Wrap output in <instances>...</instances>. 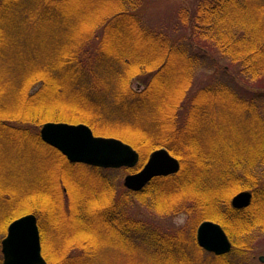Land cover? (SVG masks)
<instances>
[{
	"label": "trees",
	"instance_id": "16d2710c",
	"mask_svg": "<svg viewBox=\"0 0 264 264\" xmlns=\"http://www.w3.org/2000/svg\"><path fill=\"white\" fill-rule=\"evenodd\" d=\"M42 1H37L31 13L26 15V24L35 20L39 29L49 34H56L63 28L62 32L66 33L67 37L65 42L54 36L53 46H48L51 48L45 52L46 44H39L41 40L37 37H28L24 42L15 40L14 37H0V223L3 224L4 230L14 219L13 216L18 214H10L11 211L16 209V206L21 207L28 200L25 199L27 194L25 195L24 189L12 186L15 184H12L10 179L15 173L18 174L16 169L24 170L31 163L32 149L40 153L36 163L45 161L46 155L54 151L23 128L38 126L44 122L43 118L31 117L33 110L29 106L34 100L31 101L30 98L38 92L46 94V98L53 95L59 98L62 92L68 95L71 93L67 96H73L69 101L76 96L75 99L79 101L78 97L81 98L85 106V103L91 102L90 95L95 98L96 95L101 96L100 93L110 92L115 100L114 110L118 116L133 120L136 123L135 129L144 139L145 136L149 138L141 145L144 149L163 147L180 162H184L178 174L151 180L141 193L155 199L153 208L159 212L174 210L184 204L185 200H192L195 196L193 190L200 187L198 183L202 182L203 178L206 179L210 166L205 151L200 150L204 146L200 134L207 128L206 121L214 116V112H208L209 108L220 109L219 106L224 100L236 101L246 111L249 110L248 107L254 109L255 106L253 98H243L244 91L238 87L235 90L227 83H220L214 88L210 83L198 89L187 100L185 118L179 122L177 112L192 86V61L197 63L198 58L206 57L215 69L211 58L213 55L207 54V48L215 51L218 55L228 58L230 64L239 69L243 78L258 82V93L255 94L262 97L259 89L264 88V0H198L193 13L187 14L180 10L178 20L183 30H180L181 33L177 37H170L161 30L147 28L140 22L134 10L138 8L141 0H105L98 3L97 10L90 14L81 12L80 5L77 9V3L81 4L82 0ZM94 4L97 5V2L94 1ZM6 6L8 18L18 17L16 8L10 4ZM99 31L101 39L98 44H90L92 37ZM62 32L60 34L65 35ZM195 43L199 44L198 48H195ZM38 62L43 65L37 66ZM37 72L39 74H36ZM143 75H149V81L143 90L133 92L130 81ZM83 81L93 83L84 88ZM78 83H82V86L78 87ZM97 83H104L106 89L101 90L102 85L97 87ZM162 88H167L168 92ZM219 94L225 95L224 99H221ZM218 111L219 114L220 110ZM146 112H150V126L146 124L147 119L143 118ZM249 117L258 130L259 157L263 164L264 115L254 109ZM60 120L71 122L69 119ZM14 124L20 127H15ZM40 151H44V155ZM57 155L60 156L58 153ZM60 158L59 163L70 165L62 156ZM238 164L234 163L235 166ZM140 168L138 165L135 171ZM219 177L221 182H214L212 186L217 190L206 191L209 185L204 188V192H212L208 197L211 200L198 211L200 216L197 221L209 219L219 223L228 238L242 237L256 228L264 230V187L253 191L251 203L247 208L234 209L229 203V195L231 191L243 188L236 186L238 180L231 179L234 184L228 185L226 176L221 174ZM214 199L220 200L213 203ZM222 199L225 201L221 208L219 204ZM199 208L200 205L196 202V210ZM57 210L55 219H60L55 221L56 224L64 219L58 205ZM220 211H223L222 214ZM32 212L41 216L36 210ZM219 213L222 217L216 216ZM106 215L102 214V218L97 220L102 229H106V218L108 223L110 221L109 225L112 224ZM111 218L116 221L115 217ZM68 219L70 221V218ZM111 226L116 230V223ZM169 244L171 250L178 252L179 260H183L182 249L179 247V250H174L176 244ZM75 245L80 249L77 243ZM152 249V253L157 256L150 258L152 261L178 260L176 254L170 255L168 248L161 249L157 246L156 250ZM196 250L200 252L198 247ZM88 256L91 264L94 255H85L86 258ZM196 258L198 260V256ZM207 264L230 262L227 255H210Z\"/></svg>",
	"mask_w": 264,
	"mask_h": 264
},
{
	"label": "rangeland",
	"instance_id": "374dc122",
	"mask_svg": "<svg viewBox=\"0 0 264 264\" xmlns=\"http://www.w3.org/2000/svg\"><path fill=\"white\" fill-rule=\"evenodd\" d=\"M37 1L43 2L42 0H0V37H14L20 42L27 41L28 37H37L41 40L39 44L42 46L46 44V52L47 49L51 48L48 46H53L54 36L62 42H65L67 37L66 33L62 32L64 31L63 28L56 34H49L40 30L38 22L35 20L26 24L27 19L25 17L31 13V9H34ZM94 1L97 2V5L94 4ZM103 2L105 0H82L81 4L80 2L77 3L76 7L78 9L80 5L81 12L85 11L90 14L97 10L98 3ZM197 3L198 0H141L134 12L145 27L161 30L170 37H177L183 30L178 20L180 10L191 14L195 11ZM6 4H10L18 10V17H7ZM85 4L87 5L85 6ZM61 32L65 35H61ZM100 35L101 31L95 35L96 37H92L90 44H98L101 39ZM49 37L53 38L50 39ZM194 46L198 48L199 44L195 43ZM207 50V54L213 55L211 58H213L215 69L202 55L199 56L203 59L198 58L197 63L192 61L194 63L192 64L194 65L192 67V86L186 93L185 101L177 112L179 122L185 118L187 100L198 89L210 83L214 88L216 84L220 83H227L235 90L238 87L244 91V94L242 93L243 98L247 100L253 98L252 101L256 108L254 105L252 106L257 112L264 115V88L259 89L260 93L263 94L262 97L256 95L255 93H258L257 87L260 85L258 82L243 78L239 69L230 64L228 58L218 55L213 50L210 51L209 48ZM45 61L47 62V60ZM41 63L38 62L37 66L41 67L43 65ZM187 63L189 62L187 61ZM140 77L130 81V88L135 93L143 90L144 85L150 79L149 75ZM92 83L83 81L84 88L91 86ZM183 83L182 81L181 84L183 85ZM77 85L78 87L82 86V83ZM34 87L36 90V85ZM97 87L103 91L106 89L104 83H97ZM165 91L168 92L167 88ZM40 93L32 95L30 99L34 101L30 103L29 107L33 110L31 117L43 118L44 122L33 127L23 126L39 139V131L44 123L84 124L91 129L95 136L119 139L130 145L139 155V161L132 169L124 167L104 169L71 164L60 152L48 145L54 151L46 155L45 161L36 163L40 153L34 152L32 149L31 163L24 170L17 168L16 172L19 175L15 173L10 179L12 184H15L12 186H19L26 191L25 199L28 200L21 207L16 206V209L12 210L10 214L18 213L12 215L14 219H17L25 214H33V210L40 212V217L33 215L36 216L39 224L41 254L47 264L48 262L50 264H74V262L75 264H90L89 257L91 254L88 258L85 257L89 253L94 255L91 264H207L212 254L203 250L197 252V246L195 247L197 245L195 230L201 223L197 221L200 216L198 211L200 212L202 207L211 200L208 197L211 196L212 192L206 191L209 189L217 190L212 186L214 182H221L219 180L221 174L227 177L225 181H228V185H233L234 183L230 180L235 179L239 181L235 183L236 186L240 185L243 188L241 190L235 189V192L231 191L229 203H231L232 197L239 192L245 191L252 195L253 191L261 190L264 187V163L260 162L261 158L259 157L258 130L249 117L254 111L253 107L247 106L249 110L246 111L238 102L224 100L219 106L220 109L217 107L209 108L208 112H214V116L206 121L207 128L204 133L200 134L203 140L202 144H204L203 149L200 150L205 151L206 158L210 160L206 179L203 178L202 182L198 183L200 187L198 186L197 190H193L195 199L185 200L184 204L174 210L159 212L153 208L155 199L143 195L141 190L138 192L128 190L124 186V179L127 175L137 172L138 170L135 171V168L138 165L142 167L150 153L163 147L148 150L141 146L143 141L149 138L146 136L145 139L143 138L142 134L135 129L134 124L136 123L133 120L118 116L114 110L116 103L113 95L108 91L100 93L101 96L96 95L95 98L90 95L91 102L85 103V106L82 104L81 98L78 97L80 102L75 99L76 96L69 101L68 99L73 97H67L71 94L69 92V95L62 92L59 98H55L54 95L46 98V94ZM97 96L100 98L98 99ZM218 96L224 99L225 95L219 94ZM203 97L205 96L203 95ZM49 103L52 104L49 105ZM217 109L220 110L219 114ZM149 117L150 112L143 115V118L147 119V126H150L152 121ZM61 118L69 119L71 122L62 121ZM9 125L12 126L13 124L9 123ZM14 126L20 127L18 124H14ZM55 151L71 166L59 163L61 158ZM40 152L44 155V151ZM187 158L190 159V157ZM178 161L180 162V160ZM235 162L239 164L235 166ZM182 165L184 162H180V168ZM205 187L206 191L204 192ZM219 200L214 199L213 203L214 201L217 203ZM194 201L200 205L198 210H196V202ZM223 201L225 200L222 199L219 204L221 208ZM57 205L58 208L60 206L61 216L64 218L58 224L55 222L60 219L59 217L55 219L58 213ZM222 212L220 211L221 214ZM220 213L219 215L217 213L216 216L222 217ZM102 214H107L106 217H109L112 223L109 225L110 221L108 223L106 218V229H102V226L97 223V220L102 218ZM111 217H115L116 221H113ZM203 221L217 223L209 219ZM113 223L117 225L115 226L116 230H113L114 226H111ZM6 228L4 230L3 224L0 223V242L5 237ZM229 240L232 244L231 251L227 254V260L230 264H264V262L259 261L261 257L264 258V230L256 228L242 237L230 236ZM167 242L176 244L174 250H179L177 249L179 247L182 249L183 260H179L178 252L171 250L170 244ZM75 243L80 249L76 247ZM157 246L161 249L168 248L171 251L170 255L176 254L178 260L173 262H167L163 259L152 261L150 258L157 256L152 253L151 249L155 248L156 250ZM196 256H198V260ZM0 264H2L1 246Z\"/></svg>",
	"mask_w": 264,
	"mask_h": 264
},
{
	"label": "water",
	"instance_id": "95a60500",
	"mask_svg": "<svg viewBox=\"0 0 264 264\" xmlns=\"http://www.w3.org/2000/svg\"><path fill=\"white\" fill-rule=\"evenodd\" d=\"M46 145L60 152L71 164L96 168H134L138 153L119 139L95 136L84 124L44 123L39 131ZM180 169L179 161L165 148L150 153L146 163L137 172L127 175L124 186L133 192L142 190L152 179L174 175ZM251 193L239 192L231 199L234 209L247 208ZM196 243L215 256L231 251V243L224 230L212 221L201 222L196 229ZM2 264H47L41 254L40 234L36 216L25 214L11 221L0 242ZM260 260L263 262L264 258Z\"/></svg>",
	"mask_w": 264,
	"mask_h": 264
},
{
	"label": "flooded vegetation",
	"instance_id": "af4514ba",
	"mask_svg": "<svg viewBox=\"0 0 264 264\" xmlns=\"http://www.w3.org/2000/svg\"><path fill=\"white\" fill-rule=\"evenodd\" d=\"M196 246V245H195ZM259 261H261V260H259ZM264 262V261H263Z\"/></svg>",
	"mask_w": 264,
	"mask_h": 264
}]
</instances>
